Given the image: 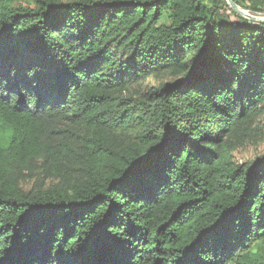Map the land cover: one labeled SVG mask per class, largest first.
<instances>
[{
	"label": "trees",
	"instance_id": "1",
	"mask_svg": "<svg viewBox=\"0 0 264 264\" xmlns=\"http://www.w3.org/2000/svg\"><path fill=\"white\" fill-rule=\"evenodd\" d=\"M260 143L264 20L0 0V264H264Z\"/></svg>",
	"mask_w": 264,
	"mask_h": 264
},
{
	"label": "rangeland",
	"instance_id": "2",
	"mask_svg": "<svg viewBox=\"0 0 264 264\" xmlns=\"http://www.w3.org/2000/svg\"><path fill=\"white\" fill-rule=\"evenodd\" d=\"M240 1L243 3L242 6L238 5L240 9H242L243 11L247 12L248 14L252 16H255L258 18L264 17V2L262 0H240ZM251 3H254L256 5L255 10L251 6ZM263 20L264 18L255 19V21H263ZM263 151H264V143H260L256 146L246 145L243 148H240L234 152V158L236 161L242 162V161H246V160L253 158L254 156H256L257 154ZM263 243H264V240H263Z\"/></svg>",
	"mask_w": 264,
	"mask_h": 264
},
{
	"label": "water",
	"instance_id": "3",
	"mask_svg": "<svg viewBox=\"0 0 264 264\" xmlns=\"http://www.w3.org/2000/svg\"><path fill=\"white\" fill-rule=\"evenodd\" d=\"M227 2H228V3L230 4V6H231L233 9H235L237 12H239L240 14H242V15H244V16L250 18V19L255 20V19H263V18H264V17H260V18H258V17H255V16H252V15L248 14L247 12L243 11L242 9H240L239 6H238L237 4H235V2H233L232 0H227Z\"/></svg>",
	"mask_w": 264,
	"mask_h": 264
}]
</instances>
